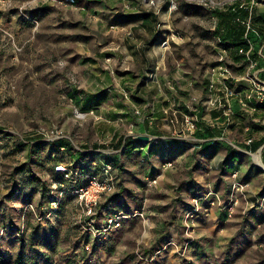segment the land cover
<instances>
[{
    "label": "rangeland",
    "instance_id": "1",
    "mask_svg": "<svg viewBox=\"0 0 264 264\" xmlns=\"http://www.w3.org/2000/svg\"><path fill=\"white\" fill-rule=\"evenodd\" d=\"M237 1L0 0V264H264L257 206L237 201L250 185L223 204L199 148L188 171L121 148L198 147L213 111L233 119L211 99L256 79L214 35ZM108 166L115 191L90 214L74 192Z\"/></svg>",
    "mask_w": 264,
    "mask_h": 264
},
{
    "label": "crops",
    "instance_id": "2",
    "mask_svg": "<svg viewBox=\"0 0 264 264\" xmlns=\"http://www.w3.org/2000/svg\"><path fill=\"white\" fill-rule=\"evenodd\" d=\"M255 1L258 3L256 7ZM252 5L254 11V27L258 34L249 35L250 39L247 43L248 47L245 50V55L239 57L238 60H234L237 69L240 68L239 71L236 70L235 72L245 77L250 72H247L248 69L246 70V68L251 64V66H254L251 71L254 72L256 78L264 82V0H243L242 2V7L245 9ZM141 15H147V13H142ZM149 18H146L145 22L142 18V26L147 27L146 24ZM235 57H238L236 53ZM239 86L243 88L244 93L249 91L248 89L250 87L248 85L240 84ZM237 102V98L233 99L232 106L235 115L232 120L226 121L222 119L220 113L213 111L210 118L215 124H209L207 122L201 124L199 130L196 132V137L202 143L201 146L189 147V145L174 142L169 137H165L168 140L166 141L167 147H162V144L156 146L148 142H135L134 140H130L127 145L134 142L135 144L132 146L129 145L128 147L122 144L121 148L125 152L133 149V155L141 154L146 158L153 156L156 157V160L163 159V156H166V154H170V156L174 155L171 163H175L176 167H180L179 170L181 171L189 170V168L181 167V160L184 155L190 156L191 150L193 153L194 150L199 148L200 150L197 151V154L199 152L203 154L201 156L202 169L207 170L209 172L208 174H211L213 172L210 171H213V166H215L218 169V173H222V178L228 179H221V182L219 181L216 185L215 183L212 185V183L208 182L205 186L203 183L201 185L202 192L204 193L205 190L209 191V187H214L218 190V198L220 201L223 204H230L233 200L232 187L235 182L250 185V188L244 195L236 199L239 205L247 204L257 206V209L252 213V219L254 222L264 223V104L255 103L253 104L255 107L254 111L243 113V110ZM228 137L232 139L230 140L232 142L227 141ZM115 140L119 144L120 139L116 138ZM166 148L168 149L165 150ZM257 156L260 158L261 165L256 161ZM115 162H119V160L116 159ZM119 166L120 164L116 167ZM196 166L198 167L197 164ZM209 166L211 170L207 168ZM233 176L235 177L234 182L232 181ZM228 216L226 213L223 215L226 222L229 221L228 219H231Z\"/></svg>",
    "mask_w": 264,
    "mask_h": 264
},
{
    "label": "built area",
    "instance_id": "3",
    "mask_svg": "<svg viewBox=\"0 0 264 264\" xmlns=\"http://www.w3.org/2000/svg\"><path fill=\"white\" fill-rule=\"evenodd\" d=\"M246 9L249 10V16L247 19H245L243 25L246 28L245 38L247 39L249 34L257 35L258 33L256 29L253 27V23H252L253 5ZM218 43H220L219 39H218ZM223 52L228 54V52L224 49ZM240 54L245 55V52L243 50H240ZM221 61H223V59ZM252 85L253 87L248 95H241V97L238 98V104L242 110L243 107H246L247 111H254L255 107L251 104L252 102L264 104V82H261L256 78L252 80ZM231 86L232 85L230 83L229 86L228 85L224 86V95H225L224 100L218 97H213L211 99V105L219 106V107H222V103L224 101L223 107L225 108V111L223 110V112L225 115L228 114L234 115L233 106L229 102V98L233 96ZM60 170L62 169L60 168ZM112 170L113 169L111 166L105 167L104 172L106 173V175L104 180L102 179L96 180L94 178L88 185L80 187L74 192V195L78 197L80 202L86 206L90 214L93 212V209L99 206V204L102 202L104 197H108L114 193L115 183L110 174V172L113 173ZM117 226H119V224H117Z\"/></svg>",
    "mask_w": 264,
    "mask_h": 264
},
{
    "label": "trees",
    "instance_id": "4",
    "mask_svg": "<svg viewBox=\"0 0 264 264\" xmlns=\"http://www.w3.org/2000/svg\"><path fill=\"white\" fill-rule=\"evenodd\" d=\"M240 3V4H238ZM220 14L219 23L214 30V35L217 36V40H220L218 45L226 50L234 62V60H238L239 57L244 56V54H240V50H245L248 47L249 42V34L247 39L246 28L243 25L245 19L249 16V10L242 7V2L237 1L229 7L224 9V12L219 11ZM149 14L142 15L141 17L146 21V18H149ZM252 23L254 27V11L252 10ZM255 28V27H254ZM220 34V35H219ZM235 53L238 57H235ZM238 103V102H237ZM252 105L255 103H251ZM239 105V104H238ZM234 115L235 111L233 109ZM130 145V144H129ZM127 143H125V147H128Z\"/></svg>",
    "mask_w": 264,
    "mask_h": 264
},
{
    "label": "water",
    "instance_id": "5",
    "mask_svg": "<svg viewBox=\"0 0 264 264\" xmlns=\"http://www.w3.org/2000/svg\"><path fill=\"white\" fill-rule=\"evenodd\" d=\"M139 141L147 143L149 141V138L148 137H139Z\"/></svg>",
    "mask_w": 264,
    "mask_h": 264
},
{
    "label": "bare ground",
    "instance_id": "6",
    "mask_svg": "<svg viewBox=\"0 0 264 264\" xmlns=\"http://www.w3.org/2000/svg\"><path fill=\"white\" fill-rule=\"evenodd\" d=\"M256 161L261 165L259 156L256 157Z\"/></svg>",
    "mask_w": 264,
    "mask_h": 264
}]
</instances>
